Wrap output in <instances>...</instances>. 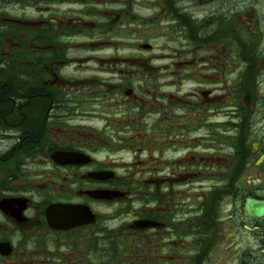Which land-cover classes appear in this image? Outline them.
<instances>
[{
  "label": "flooded vegetation",
  "instance_id": "flooded-vegetation-1",
  "mask_svg": "<svg viewBox=\"0 0 264 264\" xmlns=\"http://www.w3.org/2000/svg\"><path fill=\"white\" fill-rule=\"evenodd\" d=\"M264 0H0V264H264Z\"/></svg>",
  "mask_w": 264,
  "mask_h": 264
},
{
  "label": "water",
  "instance_id": "water-1",
  "mask_svg": "<svg viewBox=\"0 0 264 264\" xmlns=\"http://www.w3.org/2000/svg\"><path fill=\"white\" fill-rule=\"evenodd\" d=\"M251 205L257 214L264 213V201H253Z\"/></svg>",
  "mask_w": 264,
  "mask_h": 264
}]
</instances>
